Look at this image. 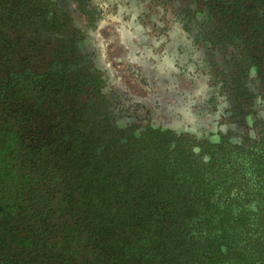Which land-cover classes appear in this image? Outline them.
Masks as SVG:
<instances>
[{"label":"trees","instance_id":"1","mask_svg":"<svg viewBox=\"0 0 264 264\" xmlns=\"http://www.w3.org/2000/svg\"><path fill=\"white\" fill-rule=\"evenodd\" d=\"M182 1L209 133L92 64L75 18L120 0H0V264H264V0Z\"/></svg>","mask_w":264,"mask_h":264},{"label":"rangeland","instance_id":"2","mask_svg":"<svg viewBox=\"0 0 264 264\" xmlns=\"http://www.w3.org/2000/svg\"><path fill=\"white\" fill-rule=\"evenodd\" d=\"M179 5L180 0H120L118 9L105 15L93 11L75 19L86 27L83 48L92 64L105 71L114 89L130 96L128 104L141 103L139 114L150 109L156 123L188 127L198 124L193 113L209 93L195 72L207 50L175 21L172 11ZM116 90L110 92L114 102Z\"/></svg>","mask_w":264,"mask_h":264},{"label":"flooded vegetation","instance_id":"3","mask_svg":"<svg viewBox=\"0 0 264 264\" xmlns=\"http://www.w3.org/2000/svg\"><path fill=\"white\" fill-rule=\"evenodd\" d=\"M196 2H198V0H196ZM195 3V2H194ZM202 16V14L199 13L198 18H200ZM202 45L204 46V48H206L207 51H205V55L202 56V62L204 61V59H209L210 56H212L214 54V51L210 50L208 48V46L204 43H202ZM201 45V46H202ZM210 91V90H209ZM210 94H214V92L210 91ZM221 100V99H219ZM218 100V108L215 109L214 111H218L220 110V108H222L224 105L222 103H220V101ZM210 105L209 102H206L204 105L199 106L198 109H196L194 116L196 117V121H198V124H191L188 127H184L183 125V130L186 131H190L196 134H199L201 132H206V130H209L208 133L210 131H214L216 130L215 128V124H216V113H214V111L210 114L207 113V106Z\"/></svg>","mask_w":264,"mask_h":264}]
</instances>
